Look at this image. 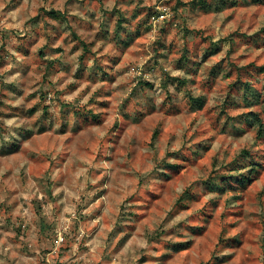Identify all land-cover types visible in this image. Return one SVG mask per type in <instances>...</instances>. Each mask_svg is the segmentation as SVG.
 Masks as SVG:
<instances>
[{
	"label": "rangeland",
	"instance_id": "obj_1",
	"mask_svg": "<svg viewBox=\"0 0 264 264\" xmlns=\"http://www.w3.org/2000/svg\"><path fill=\"white\" fill-rule=\"evenodd\" d=\"M190 1L0 0V264H264V3Z\"/></svg>",
	"mask_w": 264,
	"mask_h": 264
},
{
	"label": "trees",
	"instance_id": "obj_2",
	"mask_svg": "<svg viewBox=\"0 0 264 264\" xmlns=\"http://www.w3.org/2000/svg\"><path fill=\"white\" fill-rule=\"evenodd\" d=\"M258 2H260V3H264V0H257ZM193 5H195V4H201L202 6H204V2H203V0H191L190 1ZM48 13L49 14H53V15H57V14H59V13H56L55 11H53V10H50V11H48ZM260 70L261 71H264V65H262V66H260ZM243 182V181H242Z\"/></svg>",
	"mask_w": 264,
	"mask_h": 264
}]
</instances>
